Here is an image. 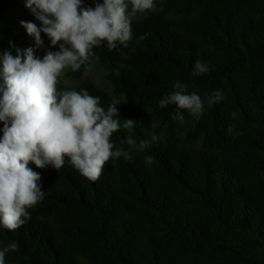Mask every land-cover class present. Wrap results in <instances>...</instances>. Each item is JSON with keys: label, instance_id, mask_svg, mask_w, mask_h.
<instances>
[{"label": "trees", "instance_id": "1", "mask_svg": "<svg viewBox=\"0 0 264 264\" xmlns=\"http://www.w3.org/2000/svg\"><path fill=\"white\" fill-rule=\"evenodd\" d=\"M156 5L132 22L127 47L93 49L92 62L106 67L122 99L86 82L67 90H86L105 107L117 101L121 120L137 121L130 130L137 146L152 134L163 139L130 150L128 130L114 133L131 159L109 161L95 182L67 159L58 172L30 164L45 198L18 230L0 227V248L18 244L6 264H264V0ZM11 7L23 11L25 0H0V19ZM12 45L40 58L53 51L44 41L37 48L21 23L0 26V50L15 55ZM197 60L209 72L193 76ZM176 81L202 98L216 90L224 98L206 103L198 120L182 111L180 123L174 105L159 106Z\"/></svg>", "mask_w": 264, "mask_h": 264}, {"label": "clouds", "instance_id": "2", "mask_svg": "<svg viewBox=\"0 0 264 264\" xmlns=\"http://www.w3.org/2000/svg\"><path fill=\"white\" fill-rule=\"evenodd\" d=\"M25 6L39 22H20L36 47L43 46V33L58 50L47 51L43 58L32 47L17 48L15 55L0 50V227L8 231L30 220V210L45 198L40 173L30 164L58 172L67 159L80 175L95 182L109 161L131 159L111 138L121 129L132 130L137 121L121 120L117 101L105 107L99 96L86 90L58 91L57 85L66 69L76 72L98 59L93 49L103 43L109 51L127 47L133 39V18L154 11L156 0H94V6H86L85 0H25ZM193 68V76L210 70L200 60ZM172 88L159 106L174 105L172 119L180 123L185 122L182 111L198 120L206 103L211 106L224 98L220 90L205 98L188 93L180 81ZM126 142L135 144L131 137ZM139 147L147 148V141H140ZM153 159L148 155L145 163L151 165ZM17 248L16 242L0 248V264H6L7 253Z\"/></svg>", "mask_w": 264, "mask_h": 264}, {"label": "rangeland", "instance_id": "3", "mask_svg": "<svg viewBox=\"0 0 264 264\" xmlns=\"http://www.w3.org/2000/svg\"><path fill=\"white\" fill-rule=\"evenodd\" d=\"M90 6H94V3ZM156 9H158L157 5H156ZM144 17H145V14H138L136 17L133 18L132 22L142 20ZM21 21H33L34 23H37L39 25V22L35 20L30 10L25 6V10L23 11L19 10L18 8L11 7L7 12L6 17L0 19V26H2L3 24H8V23H20ZM41 35H42L43 41L46 42L48 45H50L53 51H56L57 48L51 46L48 37L45 36L43 33ZM19 47L21 46L12 45L11 49H17ZM107 75H108V71L106 67L97 62H92L90 66L86 67L83 74L80 77L69 74V69H66L65 72L62 74V76L59 78L57 89L58 91L67 90V89L80 86L86 82V83L92 84L98 89L105 91L106 93L111 95L113 98H117L113 92V87L110 84L107 78L108 77ZM117 99H122V98L118 97ZM2 128H3V124L0 123V129ZM2 135H3V132L0 131V136ZM129 137H131L130 130H128V138ZM163 137L164 135L162 133L152 134L151 138L147 141V143L148 144L157 143L158 141L162 140ZM201 141H202L201 138L194 140L191 143V147H193L194 149L200 148ZM116 147L120 148L119 146H116ZM128 148L130 150H142L139 146H137L136 143L134 145H129Z\"/></svg>", "mask_w": 264, "mask_h": 264}]
</instances>
